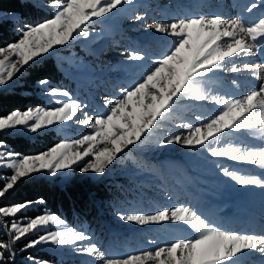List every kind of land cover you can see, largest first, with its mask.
I'll list each match as a JSON object with an SVG mask.
<instances>
[{
    "label": "snow or ice",
    "instance_id": "6c2138e0",
    "mask_svg": "<svg viewBox=\"0 0 264 264\" xmlns=\"http://www.w3.org/2000/svg\"><path fill=\"white\" fill-rule=\"evenodd\" d=\"M129 3L131 0H48L46 7L51 13L50 18L18 23L16 37L0 46V86L12 81L25 66L43 59L58 46H66L76 36L88 38L90 32L86 26L92 20L107 18L121 5ZM258 7H264V0L252 2L244 10L252 13ZM133 18L137 21L143 19L141 15ZM150 27L172 37L173 46L153 58L151 66L138 81L120 87L119 96L106 97L103 112L89 115L84 111L78 124L87 126L90 131L79 138L60 140L44 151L29 155L16 152L3 138L5 133L24 130L35 134L67 123L87 108L67 89L51 87L47 76L38 78L36 84L48 100V106L37 104L0 114V170H6L0 172V216L6 218L2 230L8 237L7 241L0 240V264H14L17 242L40 230L43 233L29 239L20 248L21 252L40 245L75 246L77 242L91 239L51 211L25 217L28 209L44 204L43 197L4 203L23 179L37 173L54 178L74 167H79L81 175H104L125 150L142 143L146 133L170 114L178 97L195 101L211 99L222 110L207 122L197 117L198 124L178 125L183 131L163 138L160 147L172 144L200 147L211 157L227 158L264 170V147L213 145L226 131L264 133V83L247 95L231 99L210 96L203 85L204 79L228 59L241 55L247 57L253 49L264 50V14L251 22L242 16L225 19L220 15H199L174 18L167 23L155 22ZM122 55L132 62L148 59L146 53L136 49H126ZM230 70H246L259 79L264 74V64L244 63L242 69L233 65ZM219 171L241 187L264 189L262 175H244L223 166H219ZM117 215L124 222L140 226L169 221L186 225L196 235L118 258H107L95 243L75 250L88 256L99 253L102 264H235L246 253L264 254V233L221 230L186 204L162 207L152 214L118 212ZM8 218H11L10 222ZM27 259L30 264H49V261L31 255Z\"/></svg>",
    "mask_w": 264,
    "mask_h": 264
},
{
    "label": "rangeland",
    "instance_id": "374dc122",
    "mask_svg": "<svg viewBox=\"0 0 264 264\" xmlns=\"http://www.w3.org/2000/svg\"><path fill=\"white\" fill-rule=\"evenodd\" d=\"M32 1L47 8L48 0ZM252 2L258 3L259 0H131V3L121 5L107 18L92 20L86 26V30L90 32L88 38L76 36L66 46H58L51 54L45 56H52L64 75L61 81L50 80V86L67 89L73 98L87 105V108L67 123L35 134L21 130L10 135L38 140L42 133L52 130L56 142L79 138L90 131L87 126L78 124V120L83 118L84 111L89 115L103 112L106 97L119 96L120 87H127L138 81L151 66V60L166 53L173 46L172 37L151 29L153 23H167L174 18L199 15H220L225 19L242 16L245 21L251 22L264 14V7H258L252 13L246 12L245 6ZM135 15H141L143 19L137 21L133 18ZM0 18L14 20L18 17L14 13L0 11ZM126 49L143 51L148 59L141 62L128 61L126 55H122ZM41 60L38 59L36 62ZM244 63L264 64V50L253 49L247 57L241 55L228 59L220 69L209 74L203 85L210 96L240 98L249 91L258 89L259 85L264 83V74L258 79L246 70L239 72L230 70L233 65L242 69ZM25 68L8 84L0 86V90L22 83L20 79L26 74ZM34 86L36 89L34 93L41 99L40 105L48 106V100L42 96L36 83ZM218 110H222L221 106L211 99L195 101L183 96L178 97L172 105L170 114L146 133L142 143L125 150L118 160L108 167L104 175L97 176L91 173L81 175L79 167L58 174L54 178L45 173L33 174L31 178H43L61 186L79 179L102 181L111 186L110 188L116 190L122 188L126 196H118V201L105 200L100 203L98 215L93 216L91 223L66 221L68 226L84 231L91 237L90 241L77 242L75 246L40 245L21 252L20 248L29 239H35L37 235L43 233V230H40L17 242L14 247V264H30L27 259L29 255L38 260H47L49 264H102L98 258L99 253L88 256L79 254L75 249L95 243L107 258H118L142 250H154L175 239L194 238L196 235L188 226L170 221L144 226L124 222L117 215L118 212L152 214L162 207L171 208L186 204L221 230L250 233V230L232 216L233 207L237 203H244L247 212L258 219L255 214H260L264 207L261 189L237 185L220 173L219 166L244 175H261L264 170L227 158L211 157L206 149L200 147H184L177 144L159 146L163 138L183 131L178 125L198 124L200 121H197V117L207 122L212 115L218 113ZM213 145L264 147V133L226 131L213 142ZM2 171L6 170H0ZM37 208L38 205H34V210L31 211L39 214ZM28 210L24 213L25 217H31L27 215ZM5 219L0 216V240L7 241L8 237L2 230ZM10 219L8 218L9 222ZM258 255L255 252L246 253L240 256L235 264H264V254H260V257ZM42 256H47L48 259Z\"/></svg>",
    "mask_w": 264,
    "mask_h": 264
},
{
    "label": "trees",
    "instance_id": "16d2710c",
    "mask_svg": "<svg viewBox=\"0 0 264 264\" xmlns=\"http://www.w3.org/2000/svg\"><path fill=\"white\" fill-rule=\"evenodd\" d=\"M0 11L14 13L18 17L14 20L0 18V46L16 37L15 29L18 23L40 22L42 19L50 18L51 15L47 8L32 0H0ZM25 71V76L20 79L22 83L0 90V114H6L15 108L23 110L29 106L40 105L41 99L34 93L37 79L47 76L49 80L57 82L64 77L52 56L27 65ZM40 137L38 140H32L21 135L4 134L3 136L10 146L22 154L44 151L57 141L52 130L42 133ZM110 187L106 182L86 179L74 180L64 186L48 182L43 178L23 179L4 203L43 197L45 202L43 205H38L37 211H51L70 223H91L93 216L98 215L100 203L105 200L118 201V196H126L122 188L116 190ZM31 210H34L33 207L28 210L27 215L36 214V211ZM42 257L48 259L47 256Z\"/></svg>",
    "mask_w": 264,
    "mask_h": 264
},
{
    "label": "bare ground",
    "instance_id": "6f19581e",
    "mask_svg": "<svg viewBox=\"0 0 264 264\" xmlns=\"http://www.w3.org/2000/svg\"><path fill=\"white\" fill-rule=\"evenodd\" d=\"M261 175L264 176V171ZM259 189H261V198L264 202V189ZM233 209L234 210L232 212V216H234L235 219L240 222L242 226L246 227L247 230H250V233H264L263 231H261L264 230V207L263 211L260 212V214H255L257 215L258 219L253 218V216L247 212L248 209L246 210L244 203H237L236 205H234ZM254 228H257V230H254ZM255 254H259V257L261 256L258 252H255Z\"/></svg>",
    "mask_w": 264,
    "mask_h": 264
}]
</instances>
